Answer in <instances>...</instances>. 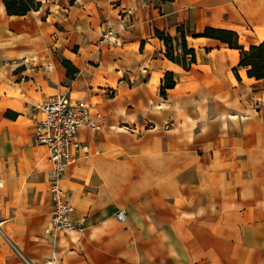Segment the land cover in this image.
<instances>
[{
    "label": "crops",
    "instance_id": "0c3cea01",
    "mask_svg": "<svg viewBox=\"0 0 264 264\" xmlns=\"http://www.w3.org/2000/svg\"><path fill=\"white\" fill-rule=\"evenodd\" d=\"M36 1L18 15L0 0V264H23L12 245L32 264H264V78L237 76V49L193 36L259 43L264 0ZM178 26L187 70L154 35ZM56 94L104 116L78 130L85 149L61 177L81 230L51 232L47 150L32 139Z\"/></svg>",
    "mask_w": 264,
    "mask_h": 264
},
{
    "label": "built area",
    "instance_id": "2783aa9c",
    "mask_svg": "<svg viewBox=\"0 0 264 264\" xmlns=\"http://www.w3.org/2000/svg\"><path fill=\"white\" fill-rule=\"evenodd\" d=\"M107 93L111 94L112 89H108ZM39 109L42 116L33 125L32 139L34 144L46 147L50 165L48 179L51 202L50 230L51 232L81 230L82 226L71 219L74 209L61 186V177L79 152L85 149L77 140L78 130L85 127L99 131L104 116L94 109L93 103L65 94L51 96L39 106ZM116 217L123 221L124 211L118 210ZM12 248L23 264H32L13 245ZM54 259L52 256L44 264H51Z\"/></svg>",
    "mask_w": 264,
    "mask_h": 264
},
{
    "label": "trees",
    "instance_id": "16d2710c",
    "mask_svg": "<svg viewBox=\"0 0 264 264\" xmlns=\"http://www.w3.org/2000/svg\"><path fill=\"white\" fill-rule=\"evenodd\" d=\"M2 1L8 14H24L39 5L36 0ZM175 31L176 35L172 36L164 30L155 29L154 35L163 42L165 57L187 70L196 61L195 51L193 48L187 47L184 28L178 26ZM193 36L213 38L219 40L229 48L237 49L239 59L233 71L237 74V69H244L247 77L255 79L264 78V39L257 44H251L247 48H244L239 44V36L236 31L215 27H205L200 34H193ZM176 48H179V51H176ZM61 64L66 68L67 76H73L77 72V69L69 61L61 59ZM175 82L174 74L167 71L161 81L160 94L164 96L166 89L174 87Z\"/></svg>",
    "mask_w": 264,
    "mask_h": 264
},
{
    "label": "rangeland",
    "instance_id": "374dc122",
    "mask_svg": "<svg viewBox=\"0 0 264 264\" xmlns=\"http://www.w3.org/2000/svg\"><path fill=\"white\" fill-rule=\"evenodd\" d=\"M238 63V62H237ZM236 65L237 64H235V66L233 67V68H235L236 67ZM240 70V71H239ZM239 72H241L242 73V70L241 69H237V74L239 75Z\"/></svg>",
    "mask_w": 264,
    "mask_h": 264
},
{
    "label": "bare ground",
    "instance_id": "6f19581e",
    "mask_svg": "<svg viewBox=\"0 0 264 264\" xmlns=\"http://www.w3.org/2000/svg\"><path fill=\"white\" fill-rule=\"evenodd\" d=\"M236 53V52H235Z\"/></svg>",
    "mask_w": 264,
    "mask_h": 264
}]
</instances>
